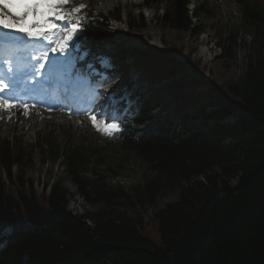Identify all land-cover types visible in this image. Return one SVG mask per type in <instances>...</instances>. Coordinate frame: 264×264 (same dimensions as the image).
I'll list each match as a JSON object with an SVG mask.
<instances>
[{
  "label": "trees",
  "instance_id": "obj_1",
  "mask_svg": "<svg viewBox=\"0 0 264 264\" xmlns=\"http://www.w3.org/2000/svg\"><path fill=\"white\" fill-rule=\"evenodd\" d=\"M229 1L237 5L249 43L241 74L225 87H209L162 53L143 54L142 63L134 62L137 82H164L160 87L174 98L171 113L180 123L163 122L135 134L167 107L144 99L138 118L124 124L116 144L151 173L129 193L86 178L96 148L71 126L58 137L51 129L37 135L35 145L65 159L71 181L85 203L95 207L72 215L66 209L72 195L59 182L37 192L31 182L13 177L12 166L26 165L27 148L16 140L0 141V232L10 228L0 236V264H264V0ZM165 2L157 20L175 30L189 29L188 1ZM208 12L206 3L194 17ZM129 21L132 28L144 27L142 16ZM105 37L90 27L83 47L101 51ZM222 51L233 58L231 45ZM181 109L204 114L203 121L230 116L235 121L194 132L187 128L188 115L180 118ZM96 141L99 147L110 144L102 137ZM230 180L236 185L229 186ZM173 188H179L177 201L156 212L152 226L137 212L138 218L126 213L154 206Z\"/></svg>",
  "mask_w": 264,
  "mask_h": 264
},
{
  "label": "rangeland",
  "instance_id": "obj_2",
  "mask_svg": "<svg viewBox=\"0 0 264 264\" xmlns=\"http://www.w3.org/2000/svg\"><path fill=\"white\" fill-rule=\"evenodd\" d=\"M86 1L88 2V0ZM139 1L140 0H129V3H125V0L113 1L116 7L114 12L115 10H119L121 23L117 25L119 31L111 24L105 29L109 37L113 38L112 45H107L106 48L113 54H120V52L124 53L122 57L116 56L115 62L118 64L119 68L125 69L127 74H125V76L117 75L107 77L106 81L110 83L106 85L110 87L105 86L104 90L106 92L104 99L103 96L97 95L94 106L96 109H100L98 107L99 104L105 101L107 102L105 110L107 111V116H110L114 106L112 105L113 101L106 100L108 97L116 101L125 102L128 100L132 89L131 85L135 84V79L133 78V76H135V71L133 72V76L129 72L131 61H133V63L135 62V65L140 61L142 63V61L147 58L143 54L153 56L162 53L167 57H173L172 55H174L181 63L182 72L189 73L191 76L197 75L200 79H204L209 87H225L229 80H235L241 74L246 61L245 49L247 47H244V45H247L249 41L245 38L247 31L236 3H232L229 0H191L192 7L196 5L198 9L207 3L209 12L208 14H201L198 18H195V20L190 19L192 23L189 29L180 31L169 28L157 21L162 13L161 10H165L167 7L166 2L160 1V3L157 4L149 0L147 4L148 7L146 8L136 6V2ZM141 1L143 2V0ZM79 2V0H75L77 5L80 4ZM88 4L93 6L94 10L98 9L102 15H106L108 11L112 9L106 8V0H89ZM131 13L135 15L139 13L142 14L145 25L140 31H138V29L132 31L129 29L127 30L125 25L126 16L131 15ZM143 36H146V39L143 40L141 38L142 40L140 43L142 45L135 44L139 49L131 51L130 46H132V44L127 42L128 40L126 37L139 39ZM158 42H163L168 52L160 50V45L155 47ZM228 44L232 47L233 58L231 59L225 58L222 51L223 45L227 46ZM178 54L182 55V58L177 57ZM191 62L192 67H190ZM141 81L145 89L143 91L145 96L149 97L148 95H152L151 98L155 103L167 107L163 110H159L154 115V121H150L148 125L140 131L145 130L147 127L150 128L154 125L162 124L165 120L173 121V119L165 118L168 114H172L171 112L175 110L176 104L171 93L160 87L164 82L146 84L149 81L148 78L142 79ZM206 88L207 87L204 86L198 89L205 90ZM37 105L40 106L39 103H37ZM205 111L209 110L206 109ZM2 113L4 119H0V127H2L0 128V141L7 140L11 144L13 140H16L21 144V146H18L27 148L23 153V155H25L24 160L28 159L26 165L22 162L18 166H12L11 174L13 177L16 178L17 176H21L24 182H31L32 189H35L37 192L44 190L46 188L45 186L49 188L59 182V186L66 189L67 192L72 195L66 206V209L72 215H83L86 210L93 211L95 207H91L85 203L78 187L71 181L70 176H68L66 172L65 159L61 157L57 160L53 158L51 153L47 154L35 145L34 138L36 139L37 135H42L44 131H48L51 127L52 129H57L55 135L58 137L61 134V129L64 128L65 125H71L76 135H79L83 140L87 139V141L92 144V148H96L94 152L95 156L89 162L92 163V165L89 166L88 172L84 174L86 178L99 179L102 184L105 183L113 189L121 188L124 192L129 193L133 187L142 183L144 178L151 176V173L147 171L146 166L141 160L134 157L131 153L124 152L117 144H101L103 146L99 147L96 140L98 137H101L102 134L95 131L91 125V121L88 119V115L85 113L71 121L63 119L57 114H38L35 118H30V121L28 120L31 123L29 126H27L25 122H17L21 113L15 120L10 119L8 112ZM48 113L49 112H47V114ZM179 113L180 118H184L187 113L191 112H185L181 109ZM187 115V128L194 132L196 129L200 132H206L207 129H205V125H223V123L234 122V119L231 117L220 122H214L212 120L203 121L202 119L205 117L204 114L197 112L195 115L190 114L192 116L189 114ZM193 116L199 118L200 122L196 119L192 121ZM2 124L4 127L1 126ZM177 127H179V125ZM236 183L237 180H230L229 186H234ZM222 192H220V194ZM178 197L179 188L167 189L158 198L154 206L138 208L135 211L126 210V213L135 218H138L135 216L138 214L143 221L150 222L152 226L153 215L164 208L166 204L176 202ZM87 225L91 227L90 224Z\"/></svg>",
  "mask_w": 264,
  "mask_h": 264
},
{
  "label": "snow or ice",
  "instance_id": "obj_3",
  "mask_svg": "<svg viewBox=\"0 0 264 264\" xmlns=\"http://www.w3.org/2000/svg\"><path fill=\"white\" fill-rule=\"evenodd\" d=\"M85 9V4L77 5L75 0H0V31L4 39H18L8 35L15 32L21 34L19 39L26 38L45 45L39 55L31 57L35 63L27 69L34 83H40L41 76L51 73L58 64L64 62L59 58L67 57L69 47L82 34L81 13ZM43 28L49 30L33 31ZM8 72L13 73V69L9 67ZM8 80L9 83H5L0 78V112L10 113L20 107L27 116L29 104L18 101L15 95L18 79L10 75ZM85 114L95 131L106 138L111 139L123 131L117 117L107 116L103 112V106L94 111L85 110ZM0 119L3 117L0 116Z\"/></svg>",
  "mask_w": 264,
  "mask_h": 264
},
{
  "label": "bare ground",
  "instance_id": "obj_4",
  "mask_svg": "<svg viewBox=\"0 0 264 264\" xmlns=\"http://www.w3.org/2000/svg\"><path fill=\"white\" fill-rule=\"evenodd\" d=\"M98 1H100V0H98ZM113 1H115V0H106V5L107 6H112V4L114 3ZM118 1V0H117ZM142 1L140 0L139 2H136V4H140ZM125 3H129V0H125ZM128 37H131L130 35H127ZM144 40V39H146V36H143V37H140L139 39H140V41L142 40V39ZM32 104H34V103H36V102H31ZM103 103V102H102ZM37 104V103H36ZM13 110H19L20 112L19 113H21V115L18 117V119H17V122L18 123H23V122H25L26 124H27V126H29V125H31V123L29 122L30 120V118H31V116H33V115H36L37 114V111L34 109V108H32V106L31 105H29V109H28V115L27 116H25L23 113H24V109L23 108H20V107H18V108H16V109H13ZM12 110V111H13ZM0 116H2L3 117V113L2 112H0ZM3 119H4V117H3ZM29 120V121H28ZM27 121V122H26ZM17 123V124H18ZM1 126H3L4 127V125L2 124ZM0 128H2V127H0ZM26 129V128H25Z\"/></svg>",
  "mask_w": 264,
  "mask_h": 264
},
{
  "label": "water",
  "instance_id": "obj_5",
  "mask_svg": "<svg viewBox=\"0 0 264 264\" xmlns=\"http://www.w3.org/2000/svg\"><path fill=\"white\" fill-rule=\"evenodd\" d=\"M19 36H21V34Z\"/></svg>",
  "mask_w": 264,
  "mask_h": 264
}]
</instances>
